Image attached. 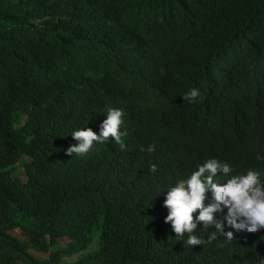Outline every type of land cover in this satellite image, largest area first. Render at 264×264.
I'll use <instances>...</instances> for the list:
<instances>
[{
    "label": "trees",
    "instance_id": "1",
    "mask_svg": "<svg viewBox=\"0 0 264 264\" xmlns=\"http://www.w3.org/2000/svg\"><path fill=\"white\" fill-rule=\"evenodd\" d=\"M110 107L125 148L66 155ZM210 159L264 182V0H0V264H264V229L164 222Z\"/></svg>",
    "mask_w": 264,
    "mask_h": 264
},
{
    "label": "clouds",
    "instance_id": "2",
    "mask_svg": "<svg viewBox=\"0 0 264 264\" xmlns=\"http://www.w3.org/2000/svg\"><path fill=\"white\" fill-rule=\"evenodd\" d=\"M199 95L198 89H190L182 98L195 101ZM123 115L122 109L110 107L106 111L107 118L100 125L99 134L91 128L74 131L71 137L78 143L66 149V155H86L94 142L105 143L109 138L124 149L123 137L127 133L120 130L124 123ZM145 150L151 154L155 151V145H148L146 149L142 146L141 151ZM150 171L155 173L157 166L153 164ZM230 172L228 164L210 159L199 165L198 170L192 171L189 177L178 180L176 185L166 192L163 206L167 208L168 214L164 222L171 224L177 238L187 233L188 245L202 244L203 241L193 235L197 224L201 222L203 230L215 228L209 235V240L216 239L217 234L229 240L233 239V232L224 231L225 222L237 231L255 233L264 229V182L260 180V173L249 169L246 175H234L223 184L215 181L214 178L218 174L227 176ZM208 192L212 194V202L205 206ZM224 209H227V214L218 220L215 214L223 213ZM197 212L198 216L194 217Z\"/></svg>",
    "mask_w": 264,
    "mask_h": 264
},
{
    "label": "rangeland",
    "instance_id": "3",
    "mask_svg": "<svg viewBox=\"0 0 264 264\" xmlns=\"http://www.w3.org/2000/svg\"><path fill=\"white\" fill-rule=\"evenodd\" d=\"M44 257L45 255H41ZM80 256V253H77L73 256L64 257L62 260L57 261L55 264H73L74 261Z\"/></svg>",
    "mask_w": 264,
    "mask_h": 264
}]
</instances>
